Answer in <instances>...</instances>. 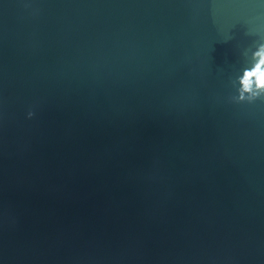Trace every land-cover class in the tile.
Instances as JSON below:
<instances>
[{
    "label": "water",
    "instance_id": "obj_1",
    "mask_svg": "<svg viewBox=\"0 0 264 264\" xmlns=\"http://www.w3.org/2000/svg\"><path fill=\"white\" fill-rule=\"evenodd\" d=\"M262 44L264 0H0V264H264Z\"/></svg>",
    "mask_w": 264,
    "mask_h": 264
},
{
    "label": "clouds",
    "instance_id": "obj_2",
    "mask_svg": "<svg viewBox=\"0 0 264 264\" xmlns=\"http://www.w3.org/2000/svg\"><path fill=\"white\" fill-rule=\"evenodd\" d=\"M239 101H252L264 97V44L254 54V61L250 67L243 69L241 77L238 79ZM33 113H29V116Z\"/></svg>",
    "mask_w": 264,
    "mask_h": 264
}]
</instances>
